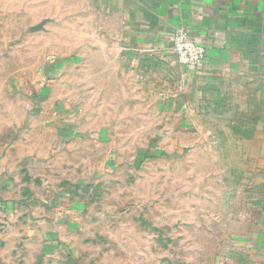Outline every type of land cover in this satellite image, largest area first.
Listing matches in <instances>:
<instances>
[{"label":"rangeland","instance_id":"1","mask_svg":"<svg viewBox=\"0 0 264 264\" xmlns=\"http://www.w3.org/2000/svg\"><path fill=\"white\" fill-rule=\"evenodd\" d=\"M95 8L0 0V264H219L264 177L211 158L231 129L182 95L133 89Z\"/></svg>","mask_w":264,"mask_h":264},{"label":"crops","instance_id":"2","mask_svg":"<svg viewBox=\"0 0 264 264\" xmlns=\"http://www.w3.org/2000/svg\"><path fill=\"white\" fill-rule=\"evenodd\" d=\"M92 1L98 15L118 23L114 49L132 88L182 95L179 109L202 113L210 129H231L233 136L210 130L203 139L211 158L234 163L239 176L264 177V0ZM178 29L205 46L200 67L183 66L173 53ZM240 192L245 231L219 264H264V182Z\"/></svg>","mask_w":264,"mask_h":264},{"label":"built area","instance_id":"3","mask_svg":"<svg viewBox=\"0 0 264 264\" xmlns=\"http://www.w3.org/2000/svg\"><path fill=\"white\" fill-rule=\"evenodd\" d=\"M172 51L183 66L198 68L206 58L205 46L192 39L185 29H178L172 40Z\"/></svg>","mask_w":264,"mask_h":264}]
</instances>
